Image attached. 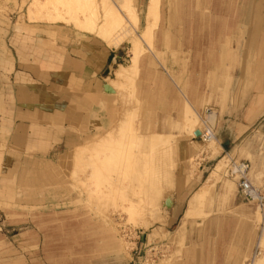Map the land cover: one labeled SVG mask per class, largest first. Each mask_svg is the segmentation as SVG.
Segmentation results:
<instances>
[{
  "label": "rangeland",
  "instance_id": "obj_1",
  "mask_svg": "<svg viewBox=\"0 0 264 264\" xmlns=\"http://www.w3.org/2000/svg\"><path fill=\"white\" fill-rule=\"evenodd\" d=\"M37 1L9 0V22L32 44L89 43L94 62L113 51V92L87 135L47 153L40 174L37 153L24 161L36 183L9 192L0 264H264V0ZM104 1L131 12L127 33ZM119 65L128 74L115 81ZM194 115L217 143L190 137ZM241 162L254 200L230 174ZM152 180L158 198L146 189ZM196 190L205 196L178 234Z\"/></svg>",
  "mask_w": 264,
  "mask_h": 264
},
{
  "label": "crops",
  "instance_id": "obj_2",
  "mask_svg": "<svg viewBox=\"0 0 264 264\" xmlns=\"http://www.w3.org/2000/svg\"><path fill=\"white\" fill-rule=\"evenodd\" d=\"M18 29L9 22V0H0V213L7 212L9 192L36 183L35 172L24 166L30 153L43 162L40 174L47 153L87 135L112 99L105 80L113 51L94 62L89 43L32 44Z\"/></svg>",
  "mask_w": 264,
  "mask_h": 264
},
{
  "label": "bare ground",
  "instance_id": "obj_3",
  "mask_svg": "<svg viewBox=\"0 0 264 264\" xmlns=\"http://www.w3.org/2000/svg\"><path fill=\"white\" fill-rule=\"evenodd\" d=\"M44 1V0H43ZM42 1V2H43ZM69 1V0H68ZM75 1V0H74ZM80 1V0H79ZM82 1V0H81ZM34 2V1H33ZM37 2H39V0L37 1ZM36 2V3H37ZM42 2L40 1L38 4L40 5V3H41V5H43L42 4ZM47 2V1H46ZM70 2V1H69ZM69 2L67 3V5H68V7H71V6H69ZM83 2V1H82ZM71 3V2H70ZM104 3H105V1H104ZM103 3V4H104ZM110 3V2H109ZM108 2H106L105 3V5H104V7L106 8L105 10L106 11H108V14H109V16L111 15L112 16V20L113 21H115V22H117L118 24H120V26H123L124 27V29H125V31H124V29H121V27H120V31L121 30H123L124 31V33H127L128 32V30H129V28H128V24H129V22H128V20H127V17L128 16H130V18H131V12L129 13L128 12V10H126V7L125 6H123V7H125V8H123L122 6V8L121 7H119L118 5H113L112 7L113 8H111V6H110V4H109ZM66 4V3H65ZM48 5H50V4H48ZM72 5V4H71ZM79 5V4H78ZM43 7V6H42ZM76 9V8H75ZM65 10V9H64ZM63 10V11H64ZM102 10H104V8L102 9ZM104 10V11H105ZM60 12H62L61 10H60ZM66 12V11H65ZM58 13V12H57ZM56 13V14H57ZM66 13H68V12H66ZM106 13V12H105ZM107 14V13H106ZM65 15V14H64ZM56 16V15H55ZM74 16V15H73ZM107 16V15H106ZM65 17V16H64ZM69 17V15H67L66 14V18L65 19H67ZM55 18V17H54ZM56 19V18H55ZM58 19V18H57ZM56 19V20H57ZM61 19H63V18H61ZM60 19V20H61ZM64 19V20H65ZM52 20V19H51ZM59 20V19H58ZM57 20V21H58ZM74 20V19H73ZM75 20H77V19H75ZM74 20V21H75ZM53 21H55V20H53ZM63 21V20H62ZM67 21H68V19H67ZM74 21L72 22V23H74ZM63 22H66V20L65 21H63ZM75 22H77L76 23V25L78 24V21H75ZM67 23V22H66ZM147 23H149V19L147 20ZM102 24V23H101ZM74 25H75V23H74ZM149 25V24H148ZM78 26V25H77ZM80 27H81V25H80ZM89 27H91L90 25H89ZM122 27V28H123ZM87 31H89L90 29H92L93 30V27L92 28H85ZM98 29H99V27H98ZM102 29V28H101ZM95 30V29H94ZM120 31H118V33L120 32ZM90 33L92 32L91 30L89 31ZM98 34L99 33V30L97 31V32H95V34ZM99 34H101L102 35V33H99ZM100 36V35H99ZM102 37V36H101ZM107 36H103V38H106ZM116 37V36H115ZM108 38V37H107ZM117 38H118V36H117ZM102 39V38H101ZM105 40V39H104ZM110 41V40H109ZM106 42H108V40L106 41ZM119 43V39L118 40H115L114 42H112V46L113 47H115V46H117V44ZM108 44V43H107ZM134 44H136V42H134ZM138 44V43H137ZM136 44V45H137ZM111 46V47H112ZM135 46V45H134ZM136 47V46H135ZM131 49H132V47H131ZM134 50V49H133ZM131 52V51H130ZM129 53V52H128ZM135 54H136V52H135ZM134 55V54H133ZM130 56V55H129ZM132 58V57H131ZM135 60H136V56H134L133 58H132V63L133 62H135ZM127 74H128V70H127V68H125V67H123V66H121V65H119L118 66V68H117V70L115 71V77H114V80L115 81H122L123 79L125 80V78H127ZM109 81V82H108ZM108 81H106L107 83H106V85H108V87L111 89L110 91H108L107 93H112L113 92V85L111 84V82L113 81V79H111V78H109V80ZM114 84H116V83H114ZM207 116V115H206ZM211 118H213V115H211L210 116ZM210 118V119H211ZM188 119V118H187ZM207 119H209V118H207L206 117V120ZM209 119V120H210ZM208 120V122H209V124H210V121ZM213 120V119H212ZM199 117H196L195 115L192 117V119H191V127H189L190 129H189V131H190V137H194V136H197L196 135V133L198 132L199 133V135L197 136V137H201V138H206V140H207V142H214V143H217L216 142V139L214 138V135H212V133L210 132V130L208 129V127H206L207 125H206V122L205 121H203L202 120V124L204 125L203 127L205 128H201L200 126H199ZM190 122V121H189ZM197 125V126H196ZM187 127H188V125H187ZM186 129V128H185ZM113 130V129H112ZM114 130H116V129H114ZM188 130V129H187ZM110 133V132H109ZM118 133V132H117ZM120 133V132H119ZM188 134V135H189ZM111 135V134H110ZM121 137V136H120ZM152 137V136H151ZM118 139H120L119 137H118ZM153 139H158V137H152L151 138V140L153 141ZM91 141V140H90ZM95 141V140H94ZM99 141V140H98ZM97 141V142H98ZM150 142V143H148V145L149 144H154V141L153 142ZM92 142V141H91ZM93 143V142H92ZM127 143V142H126ZM152 144L151 145H149L150 146V149H151V147H152ZM80 146V145H79ZM91 146V145H90ZM94 145H92V147H93ZM148 146V147H149ZM78 147V146H77ZM82 147V146H81ZM105 147V146H104ZM168 147H170V146H168ZM168 147H166V149H168L169 151H170V149L168 148ZM95 148H96V145H95ZM94 148V149H95ZM97 148H98V146H97ZM89 149H92V148H89ZM105 149V148H104ZM131 149V148H130ZM79 150V149H78ZM96 150V149H95ZM100 150V149H99ZM102 150H103V148H102ZM104 151V150H103ZM106 151V150H105ZM165 151H167V150H165ZM79 152V151H78ZM93 152V151H92ZM148 152V151H147ZM156 151L155 150H152L151 149V151H150V153H151V155H154L153 153H155ZM74 153V152H73ZM76 153V152H75ZM74 153V154H75ZM87 153V152H86ZM164 153V152H163ZM77 154V153H76ZM75 154V156H78V158L80 157V154H81V148H80V152L76 155ZM158 154V153H157ZM157 154H155V155H157ZM163 155V154H162ZM162 157V156H161ZM75 158V157H74ZM77 158V157H76ZM76 158L74 159V160H76ZM77 158V161L79 162V160H81L82 158H80V159H78ZM165 158V157H164ZM170 158V157H169ZM167 159V158H166ZM94 160V159H93ZM161 160V159H160ZM103 161V160H102ZM120 161V160H119ZM136 161V160H135ZM77 162V163H78ZM106 162V161H105ZM104 162V163H105ZM146 162V161H145ZM170 163L171 162H173V161H169ZM168 162V163H169ZM75 163V162H74ZM77 163H75V165H77ZM81 163V162H80ZM113 163H115V162H113ZM134 163V162H133ZM118 164V163H117ZM159 164V163H158ZM161 164H163V163H161ZM234 164V163H233ZM74 165V166H75ZM104 165V164H103ZM93 166V165H92ZM168 166V165H167ZM164 167V166H163ZM161 168V167H160ZM221 168H222V163L221 162H218L214 167H213V169L211 170V172L209 173L210 175V178H211V180H212V182L214 183L217 179H218V177H219V173H220V171H221ZM77 169V168H76ZM93 169V168H92ZM162 169V168H161ZM117 170V169H116ZM94 171V170H93ZM153 172V171H152ZM151 172V173H152ZM173 172V171H172ZM91 173V172H90ZM97 173H99V171L97 172ZM122 173V172H121ZM120 173V174H121ZM136 173V172H135ZM138 173V172H137ZM149 173V172H148ZM151 173H149L148 175H150ZM168 174V173H167ZM172 175V174H171ZM151 177L153 176V174H151L150 175ZM208 176V177H209ZM167 177V176H166ZM77 178V177H76ZM156 178V177H155ZM171 178V177H170ZM154 179V178H153ZM168 179H169V177H168ZM122 181V180H121ZM157 181V180H156ZM113 183V182H112ZM132 183H134V182H132ZM164 183V182H163ZM129 184V183H128ZM118 185V184H117ZM141 185V184H140ZM161 185V184H160ZM169 185V184H168ZM108 186V185H107ZM164 186V185H163ZM115 187V186H114ZM118 187V186H117ZM120 187V186H119ZM133 188V186H130V188ZM140 187V186H139ZM209 187V186H208ZM126 188V187H125ZM160 188H162V187H158V186H156V187H154V181L152 180V181H150V184H149V186L146 188L147 189V191L149 190V196H151V197H156V198H158V196H157V194H158V192L162 195V192L160 191ZM205 188V187H204ZM203 188V190H204V192H205V189ZM122 189H123V187H122ZM145 189V190H146ZM201 189V188H200ZM82 190V189H81ZM143 190H144V188H143ZM203 190H196V192H194V193H192V195H191V197L188 199V201H187V205H186V209H185V211H184V215H183V219H182V225H179V227H178V229H177V233L179 234V233H182L183 232V229H184V225H185V223H186V221H187V218H190L196 211H197V209H198V206H199V204L201 203V201H202V198H203V196H205V193L203 192ZM87 194V193H86ZM90 194V193H89ZM161 195L159 196V197H161ZM88 196V195H87ZM163 198H164V195H163ZM162 199V198H161ZM154 200V199H153ZM153 200H152V202H153ZM150 201H151V199H149V203H150ZM158 201V200H157ZM154 203H156V199L154 200ZM158 203V202H157ZM156 203V204H157ZM147 205H149V204H147ZM151 205V204H150ZM152 205H153V203H152ZM153 206H155V205H153ZM159 206V205H158ZM156 207H157V205H156ZM151 208H153L152 206H151ZM156 209V208H155ZM155 209H152V210H155ZM152 210H150V211H152ZM152 212H154V211H152ZM151 213V212H150ZM196 213H198V212H196ZM193 216H195V214L193 215ZM192 216V217H193ZM154 217V216H153ZM153 217H152V219H153ZM155 219V218H154ZM135 220V219H134ZM148 224V223H147ZM146 224V225H147ZM177 236V235H176ZM180 239V238H179ZM172 243V242H171Z\"/></svg>",
  "mask_w": 264,
  "mask_h": 264
},
{
  "label": "built area",
  "instance_id": "obj_4",
  "mask_svg": "<svg viewBox=\"0 0 264 264\" xmlns=\"http://www.w3.org/2000/svg\"><path fill=\"white\" fill-rule=\"evenodd\" d=\"M261 147L264 150V134L261 139ZM248 164L245 162L234 163L232 169L230 170V174L237 177V191L238 194L246 199L254 200L256 198L257 190L251 185L248 175Z\"/></svg>",
  "mask_w": 264,
  "mask_h": 264
},
{
  "label": "water",
  "instance_id": "obj_5",
  "mask_svg": "<svg viewBox=\"0 0 264 264\" xmlns=\"http://www.w3.org/2000/svg\"><path fill=\"white\" fill-rule=\"evenodd\" d=\"M110 90H111V89L108 87V85H105V91L108 92V91H110ZM196 135L198 136L199 133L197 132Z\"/></svg>",
  "mask_w": 264,
  "mask_h": 264
}]
</instances>
